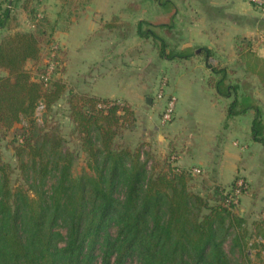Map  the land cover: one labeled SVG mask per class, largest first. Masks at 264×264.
Instances as JSON below:
<instances>
[{
    "label": "trees",
    "instance_id": "obj_1",
    "mask_svg": "<svg viewBox=\"0 0 264 264\" xmlns=\"http://www.w3.org/2000/svg\"><path fill=\"white\" fill-rule=\"evenodd\" d=\"M152 1L172 6L168 21L140 24L139 36L153 39L163 59L195 57L196 49L178 50L153 30L173 38V0ZM11 20V9L0 5V32ZM41 40L38 33L26 31L0 42V130L22 125L14 129V150L24 181L13 185V171L0 159V264H128L132 258L139 264H232L224 248L231 235L248 261L247 247L262 244L258 240H264V226L254 225L255 242L248 243L247 221L234 210L235 185L229 193L216 189L204 197L191 188L186 169L149 171L152 154L119 142L122 131L134 127L129 103L78 93L61 77L45 82L41 69L39 77L32 76L28 63H39ZM238 48L246 74L256 76L264 90V58ZM200 55L207 64L215 58L206 48ZM208 66L210 87L230 100L227 118L253 111L251 137L264 145L263 112L254 85L232 81L227 67ZM62 99L88 160L77 176L74 151L66 147L58 127L47 124ZM41 102L43 124L36 116Z\"/></svg>",
    "mask_w": 264,
    "mask_h": 264
},
{
    "label": "crops",
    "instance_id": "obj_2",
    "mask_svg": "<svg viewBox=\"0 0 264 264\" xmlns=\"http://www.w3.org/2000/svg\"><path fill=\"white\" fill-rule=\"evenodd\" d=\"M173 2V38L164 30H153L178 50L196 49L191 59H163L153 39L139 36L140 24L168 21L169 13L152 0H0V5L19 17L11 31H31L32 11L52 27L51 34L65 51L61 78L69 87L85 85L83 91L97 97L145 106L149 120H158L151 111L175 98V114L165 132L157 121L148 136L162 152L178 154L179 167L207 172L210 183L244 178L251 187V213H258L264 210V145L251 137L254 112L227 118L230 100L210 87L212 70L200 53L209 49L218 61L226 56L235 69L239 59L232 46L234 33L252 38L264 32V16L256 15L246 0Z\"/></svg>",
    "mask_w": 264,
    "mask_h": 264
},
{
    "label": "rangeland",
    "instance_id": "obj_3",
    "mask_svg": "<svg viewBox=\"0 0 264 264\" xmlns=\"http://www.w3.org/2000/svg\"><path fill=\"white\" fill-rule=\"evenodd\" d=\"M216 3H220L221 0H213ZM232 1V0H228ZM252 7L254 13L256 15H259V17L264 16V10L256 8L250 0H246ZM175 4V3H174ZM172 9V6H164V11L168 15L169 11L168 9ZM28 11H32L31 7ZM229 13H235L232 10H228ZM37 12L32 11L30 14V19L33 23L36 22V20L40 19V17H36ZM217 14V13H216ZM198 15V14H197ZM200 16V15H199ZM15 15L13 20L10 21L8 28L0 32V42L3 41L5 38L13 35L15 32H26L24 30L19 31H11L12 30V24L17 23L18 19ZM38 27L29 28L31 31H34L40 35L42 38L41 44H40V55L41 59L37 65H35L33 62L28 63V68L31 69V74L33 77H39V74L37 71L44 70L45 73L43 75H46L48 73L49 67H54V72L52 74L53 77H61L62 74L59 73V70L65 69V51L64 48L61 47V43L53 37L51 34L52 27H50L48 24L44 23V20L41 19V22L38 23ZM230 27V26H229ZM227 28V31H229L230 28ZM244 27L246 25L244 24ZM223 28V27H222ZM237 37H234V42L232 43V46L237 51L235 54L238 57V63H236V68L234 69L229 64L226 63V61L230 62L228 57H223L221 61H218L216 58H212L209 60L208 64L211 66H222L227 67L229 72V77L232 81H249L254 85V94L255 97H259V103L260 107L263 112V118H264V90L262 89L259 80L256 76H252L251 74H246L245 70L247 67L243 66V62L240 57V48H244L245 51L252 50L256 55H259L260 57L264 58V32L261 31L258 34H256L254 37L249 38L246 36H243L241 32L239 34H235ZM231 48V45L228 47ZM227 52V51H226ZM225 52V53H226ZM237 62V61H236ZM232 70L235 72L231 73ZM1 75V71H0ZM72 88L78 92V93H86L85 91V85H77L78 88H74L75 85H70ZM114 101H120V100H114ZM124 102V101H120ZM167 103V101H166ZM132 106V105H131ZM145 106H138L134 107L132 106V111L134 113V127L127 128L122 131L119 142L123 143L127 147L131 148L132 150L140 149L144 152L150 153L151 161L148 166V170L150 171L151 168L155 169V172L161 171V169L169 170L171 167L177 166V158L179 157L178 154H168L166 152H162L160 148L157 147L156 142H153V138L150 137L155 131V125L157 121H159L160 128L163 132H165V129L168 127V125L171 123L172 119L168 122H163V115L165 113L166 105L162 107V105H159V108L153 109L151 111V114H154L155 116L159 117L158 120H149L147 119V114H145ZM52 115L54 116L52 123L51 121L47 122V124H52L54 126H57L58 129L61 131V134L64 136L66 140V147H68L71 151H74L75 153V162L72 168L73 174L75 176L81 174L84 168L87 166V157L86 155L81 151L80 147V140L77 138V135L74 133V123L69 118V112H68V106L66 103V99H62L59 101L58 105H56L53 109ZM45 119V112L43 111L39 116L38 120L40 124H43V121ZM22 125L15 124L14 127L10 130H0V159L4 161L5 163L9 164L11 167V170L13 171L12 174V180L13 185H20L24 181L21 178V173L18 169V158L16 157V153L14 150L15 147V135H14V129L20 128ZM160 130V129H159ZM150 134L148 136V134ZM144 159L145 154L143 155ZM180 169H186L191 172L192 180L190 181L191 188L195 192L201 193L204 197H209L211 193H213L216 189H222L225 193H229L233 190L234 185L237 191L234 196V203H235V212H237L241 217H244L247 221V227H248V243L253 244L255 242V236H253L254 231L253 227L256 224H262L264 226V210H260L258 213H251V204L252 201L249 197L251 193V187L250 183L246 182V180L240 176H237L230 184H223V183H210L209 180H206V176L204 173H207L205 171H200L201 169L195 168L193 166L187 167V168H181ZM242 184V186H240ZM251 233L253 235H251ZM233 238L234 235H231L228 240L226 241L224 248L227 253L228 258L230 259L232 264H243V261L245 264H264V243L262 244H255L256 246H248L247 250L250 254L248 261L244 260L242 251L239 247L235 246L233 244ZM128 264H139L137 259L132 258L129 260Z\"/></svg>",
    "mask_w": 264,
    "mask_h": 264
},
{
    "label": "built area",
    "instance_id": "obj_4",
    "mask_svg": "<svg viewBox=\"0 0 264 264\" xmlns=\"http://www.w3.org/2000/svg\"><path fill=\"white\" fill-rule=\"evenodd\" d=\"M250 2L256 8L264 10V0H250ZM53 72H54V67L50 66L48 73H46V75L41 76V79L45 82H49L53 78L52 76ZM175 108H176V99L172 98L166 105L165 113L163 115V122L166 123L173 118L175 114ZM44 110H45V105L41 102L37 107L36 116L38 117ZM240 186H242V184H240ZM258 242L264 243V240L259 239Z\"/></svg>",
    "mask_w": 264,
    "mask_h": 264
},
{
    "label": "water",
    "instance_id": "obj_5",
    "mask_svg": "<svg viewBox=\"0 0 264 264\" xmlns=\"http://www.w3.org/2000/svg\"><path fill=\"white\" fill-rule=\"evenodd\" d=\"M148 102H149V103L151 102L150 99H148Z\"/></svg>",
    "mask_w": 264,
    "mask_h": 264
}]
</instances>
